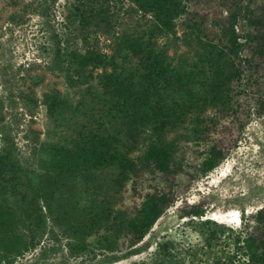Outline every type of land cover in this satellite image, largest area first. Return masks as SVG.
<instances>
[{"label":"rangeland","instance_id":"rangeland-1","mask_svg":"<svg viewBox=\"0 0 264 264\" xmlns=\"http://www.w3.org/2000/svg\"><path fill=\"white\" fill-rule=\"evenodd\" d=\"M85 1L0 0V207L18 217L28 245L10 264H135L151 260L157 242L167 238L198 252V264L227 254L245 264L235 237L256 224L264 207V112L253 110L225 143V159L198 173L211 145L221 143L218 129L232 126L231 115L258 88H250L247 61L241 66L218 35L216 21L231 2L191 0L192 11H208L200 14L205 26L191 27L183 15L168 32L132 0H92L89 8ZM255 3L263 13L264 0ZM90 50L106 54V65L88 64L80 74L75 54ZM150 50L163 55L166 77L152 79L145 62ZM115 76L124 83L122 94L148 89L143 102L158 108L165 123L137 125L134 113L145 105L124 101L109 85ZM48 94L59 99L54 110ZM98 139L101 151L137 162L152 143L166 144L185 169L180 180L187 188L132 256L70 249V243H98L120 209L135 208L131 181L120 180L115 159L104 152L97 161L79 155ZM201 200L207 203L203 216L183 214L186 202ZM38 203L42 216L29 217ZM213 230L221 238L210 247ZM185 262L192 264L190 255Z\"/></svg>","mask_w":264,"mask_h":264},{"label":"trees","instance_id":"trees-1","mask_svg":"<svg viewBox=\"0 0 264 264\" xmlns=\"http://www.w3.org/2000/svg\"><path fill=\"white\" fill-rule=\"evenodd\" d=\"M138 8L145 14H151L155 21L162 29L172 32L176 29V20L183 15H189L191 27L195 25L201 26L200 14H205L208 11H192L189 2L191 0H132ZM231 2L230 8L222 10L220 21H216L218 35L223 43V46L237 59L240 65L243 61H247V65L253 73L249 75V85L253 88L255 85L258 88H253L249 91L251 99L240 104V109L235 110L231 115L230 125L222 127L219 132L221 143H214L209 148L208 156L198 165V173H208L213 170L226 157L227 146L225 143L232 139V132L237 134L242 131L243 126L254 111L264 112V12L263 7L261 13L259 8L254 4V0H226ZM84 2V1H82ZM88 8L92 6V0L85 1ZM222 4L224 2L222 0ZM92 8V7H91ZM93 9V8H92ZM96 10L92 11L95 12ZM196 13V14H193ZM244 18V21L242 20ZM205 26V25H202ZM243 38L245 41L240 42ZM97 50H90L85 54H75L79 59V64L76 66L80 74H84L88 64H93V68L106 65L105 56ZM163 55L153 52L145 56V62L149 68L152 79L155 76L166 77L168 68L164 64ZM255 69L259 73H255ZM241 71V68H240ZM240 77V72L237 73ZM90 76H94L90 73ZM109 78V77H108ZM107 78V79H108ZM170 77H168L169 79ZM109 85L115 88L124 101L132 102L136 105L143 103L145 109L138 110L134 113L135 123L146 126L151 122H162L158 116V108L150 107L143 100L147 97V91H134L126 95L121 92L122 81L118 77H110ZM47 101L51 110L59 106V99L47 96ZM234 111V109H233ZM232 111V112H233ZM165 121V120H164ZM163 121V124L165 123ZM162 124V123H161ZM235 134V133H234ZM225 137V138H223ZM102 139L95 141L85 151L82 150L81 156L85 157L86 161H97L106 156L97 155L98 153L107 155V158L115 159L121 167V181H131L132 196L134 197V209H120L113 223H111L106 231L100 233L97 240L98 243L84 242L81 244L70 243V249L73 252H96L97 249L115 251L119 250L125 254L124 256H132L138 254L137 247L145 239L157 221L171 207L178 197L182 194V190L187 188L180 180V174L185 173L182 165H179L174 159L172 148L166 144L152 143L142 161L137 162L128 154H113L108 149L102 148ZM101 143V145H100ZM80 151V150H79ZM101 151V152H100ZM100 157V158H99ZM4 163V156H0V164ZM178 164V165H177ZM195 173L192 174L194 178ZM151 179L153 185L150 188V183L147 180ZM149 187H146V184ZM37 205H40L39 203ZM205 203L203 200L197 203H187L183 206V214L187 216H203L205 214ZM29 212V217L41 215L43 208L35 207ZM42 207V208H41ZM207 222H211L210 219ZM20 220L15 213L7 208L0 207V264H10L12 258L21 254L28 245H24V235L19 233ZM248 224V223H247ZM221 235L213 230L208 236V245L215 247L220 242ZM235 243L239 250L246 257L245 264H264V207L260 209L256 215V224L253 226L246 225L245 230H242L237 237ZM158 249L156 255L149 261L137 262L135 264H186V257L190 255L192 264H198V252L185 248L181 243L173 238H167L157 242ZM125 250V251H124ZM212 264H236L235 257L230 254L218 255ZM5 261L6 263H3ZM209 262V260H208ZM210 263V262H209ZM211 264V263H210Z\"/></svg>","mask_w":264,"mask_h":264},{"label":"bare ground","instance_id":"bare-ground-1","mask_svg":"<svg viewBox=\"0 0 264 264\" xmlns=\"http://www.w3.org/2000/svg\"><path fill=\"white\" fill-rule=\"evenodd\" d=\"M216 218V217H215Z\"/></svg>","mask_w":264,"mask_h":264}]
</instances>
